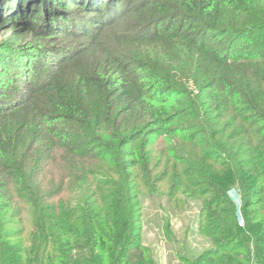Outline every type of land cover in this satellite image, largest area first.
Segmentation results:
<instances>
[{"label":"trees","instance_id":"trees-1","mask_svg":"<svg viewBox=\"0 0 264 264\" xmlns=\"http://www.w3.org/2000/svg\"><path fill=\"white\" fill-rule=\"evenodd\" d=\"M144 196L264 264V0H0V264H157Z\"/></svg>","mask_w":264,"mask_h":264},{"label":"rangeland","instance_id":"rangeland-1","mask_svg":"<svg viewBox=\"0 0 264 264\" xmlns=\"http://www.w3.org/2000/svg\"><path fill=\"white\" fill-rule=\"evenodd\" d=\"M230 197L238 204L239 197L235 189L229 191ZM142 205V241L154 253L157 264H181L174 255V249L183 247L184 253L195 254L209 245L204 237L196 231L197 214L200 207L198 202H190L185 210L169 212L168 219L174 232L175 241H168L164 237L162 221L166 217L163 207L165 198L158 196H144Z\"/></svg>","mask_w":264,"mask_h":264}]
</instances>
